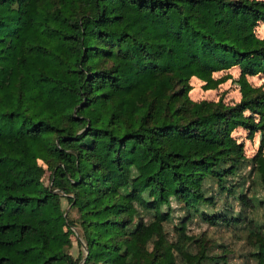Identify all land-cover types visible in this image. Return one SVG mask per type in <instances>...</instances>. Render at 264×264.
<instances>
[{"label":"trees","instance_id":"obj_1","mask_svg":"<svg viewBox=\"0 0 264 264\" xmlns=\"http://www.w3.org/2000/svg\"><path fill=\"white\" fill-rule=\"evenodd\" d=\"M260 24L264 0H0V264H222L195 216L264 264ZM235 67L238 102L191 98Z\"/></svg>","mask_w":264,"mask_h":264},{"label":"rangeland","instance_id":"obj_2","mask_svg":"<svg viewBox=\"0 0 264 264\" xmlns=\"http://www.w3.org/2000/svg\"><path fill=\"white\" fill-rule=\"evenodd\" d=\"M258 34L264 36V24H260L257 28ZM229 73L231 77L217 88L211 90H205L202 88V82L198 79H193L191 81L194 88L192 89L190 95L194 100L209 99L217 101L219 98H223L224 101L229 103L238 102L240 94V69L238 67L230 69L228 72H218L216 73V78H219L225 74ZM247 79L252 82L255 87L260 85L263 82V79L259 77H247ZM234 135L240 140L245 142L246 155L252 157L259 148L261 133H257L254 137L248 135V131L243 128H238L234 131ZM44 181L48 183L49 177L46 174ZM248 187V192L251 190V186H254L252 181H248L246 184ZM214 185L211 186V189ZM253 191L259 192V188H252ZM262 195V193H260ZM232 201V198H229ZM224 203V198H221L218 202V207L222 206ZM66 205V202H64ZM237 204V203H236ZM238 205V204H237ZM175 207L176 205L173 204ZM240 207H236V209ZM179 208H176L174 213L173 222L168 224V230L171 236L176 237V230L174 225L179 222V216L184 215V212L178 211ZM75 216V215H74ZM255 218L263 223L264 221V207L255 211ZM187 234L194 236L196 239H203L208 246V251L212 254L223 255L225 256V262L222 264H256V261L253 259L251 253L254 250V245L252 239L248 235V231L236 227H228L226 225H211L207 222H204L200 216H195L189 223L187 227ZM86 246H84L85 249ZM83 246H81L77 238H74L73 247L71 249L72 254L77 258L80 253L83 251ZM83 262V261H82ZM82 262L80 264H82Z\"/></svg>","mask_w":264,"mask_h":264}]
</instances>
